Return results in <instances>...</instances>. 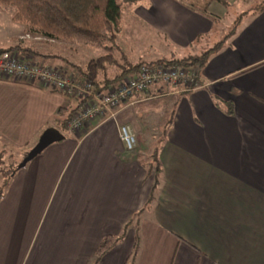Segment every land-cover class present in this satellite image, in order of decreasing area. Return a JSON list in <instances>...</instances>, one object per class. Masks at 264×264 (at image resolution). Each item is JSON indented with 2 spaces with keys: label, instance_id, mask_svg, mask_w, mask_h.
Here are the masks:
<instances>
[{
  "label": "crops",
  "instance_id": "0c3cea01",
  "mask_svg": "<svg viewBox=\"0 0 264 264\" xmlns=\"http://www.w3.org/2000/svg\"><path fill=\"white\" fill-rule=\"evenodd\" d=\"M260 5L238 13L219 35L223 42L199 68L196 87L157 84L118 107L114 118L95 119L81 133L58 129L61 140L9 174L0 198V264H94L98 241L121 233L96 264H125L135 235L134 264H264ZM0 7L10 33L21 38L23 26L11 21L13 8ZM123 11L140 29L134 37L124 31ZM212 14L214 22L177 0L122 3L114 43L131 64L127 53L138 42L148 49L166 46L168 58L196 54L192 45L202 46L201 39L220 23ZM10 46L20 57L77 81L95 58L89 50H82L86 59L79 62L30 45ZM120 69L110 65L105 76ZM69 102L48 87L0 79V142L22 155L44 128L55 127L57 108H69ZM122 123L140 134L155 158L125 150Z\"/></svg>",
  "mask_w": 264,
  "mask_h": 264
},
{
  "label": "trees",
  "instance_id": "16d2710c",
  "mask_svg": "<svg viewBox=\"0 0 264 264\" xmlns=\"http://www.w3.org/2000/svg\"><path fill=\"white\" fill-rule=\"evenodd\" d=\"M139 0H0V5L13 8L11 20L23 26L24 34L42 36L50 39L75 42L79 45L89 47H101L105 50L102 55L89 59L82 71L81 76L88 81L93 91H103L105 88L117 81L129 76L141 65L178 66L193 69V81L198 83V70L204 64L209 53L217 49L223 40L215 42L210 48L199 54H187L178 58H159L152 61H138L134 64L124 60V55L120 53L114 37L119 29L120 9L122 3L131 5ZM192 11L216 21L217 16L207 10L211 1L224 3L222 0H177ZM264 4V1L262 2ZM262 5H260L261 7ZM234 28V27H233ZM231 28L229 33L233 30ZM227 35V34H226ZM225 35V36H226ZM225 39V37L223 38ZM16 46L0 49L2 51H13ZM118 51L119 56L114 57L113 52ZM38 54V53H36ZM122 59L123 62H118ZM121 68L118 74L111 78L105 76L106 69L110 65ZM100 75V76H99ZM36 85V84H35ZM185 87V86H184ZM192 87V86H190ZM189 87V88H190ZM56 91L55 89H51ZM140 94H136L139 96ZM135 96V97H136ZM76 109L61 106L57 108L54 120L55 128L64 131L65 122L70 113ZM154 150L148 157L155 158ZM26 151L23 153L25 155ZM17 170L12 168L10 173ZM6 185V181L4 182ZM5 186L0 188V198ZM127 223V227H128ZM123 233L118 235L106 234L97 243L94 250V264L109 251L113 246L121 241ZM139 248L138 236H134L131 251L129 252L125 264H134Z\"/></svg>",
  "mask_w": 264,
  "mask_h": 264
},
{
  "label": "built area",
  "instance_id": "2783aa9c",
  "mask_svg": "<svg viewBox=\"0 0 264 264\" xmlns=\"http://www.w3.org/2000/svg\"><path fill=\"white\" fill-rule=\"evenodd\" d=\"M193 69L178 66L141 65L134 74L120 81L110 90L93 91L91 84L77 81L59 73L55 68L38 64L20 57L12 51L0 52V79L28 85H40L55 89L72 97L76 109L69 116L65 130L77 132L95 119L114 118L118 107L128 103L136 94H142L157 84L183 85L196 87ZM119 138L126 151L136 146V137L127 123L119 125Z\"/></svg>",
  "mask_w": 264,
  "mask_h": 264
},
{
  "label": "rangeland",
  "instance_id": "374dc122",
  "mask_svg": "<svg viewBox=\"0 0 264 264\" xmlns=\"http://www.w3.org/2000/svg\"><path fill=\"white\" fill-rule=\"evenodd\" d=\"M263 1L264 0H225V3L211 1L209 5L207 6V10L211 13L217 14L220 17V23L216 27V30L214 33H211L210 35H206L204 38L201 39V44H203L202 46L197 47L198 45H192V47L194 48L191 52L199 54L202 51L206 50L208 47L212 46V44L218 40L219 35L226 33L227 30L231 27L232 23L237 18L238 13H241L242 11H245L249 8H252L249 10L255 11L256 9L254 7L260 5ZM0 6H3V5H0ZM1 9H3V7H0V10ZM123 9L125 10V6L123 7ZM5 21L6 22L9 21V18L5 12L0 11V49L8 47L9 45L12 44V42H16L17 44H20V45L21 44L28 45V46L30 45L33 49L40 50L42 52H44L45 50L51 53H58L59 55L66 57L67 59L73 58V59L78 60L79 58L78 60L79 62H83L86 59V56H85L86 54H83L82 50H89L90 52H92V55L94 57L105 53L104 49L102 48L83 47L82 45H79V44L76 45V43H68V42H64L60 40H52L50 41V43L45 42V41H40L39 39H37L39 38L38 36H33L31 34H21L19 35L21 36L20 38L10 33L9 27L6 24H4ZM122 22H123L122 26L124 28V31L125 32L133 31V37H134V31L140 30L137 25L133 26L132 19L125 16L124 11H123V21ZM16 38H17V41L15 40ZM42 40H44V38H42ZM69 44H75L76 46H80V47H77L76 50H72L71 46L73 45H69ZM83 48H87V49H83ZM198 50L200 51L198 52ZM12 52L16 53V50H13ZM113 55L114 57L118 56L116 52H113ZM161 57H166V58L169 57L166 46L157 45L154 48L152 47L148 49L141 42H138L137 44H133L131 47V51L127 53V59L133 63L137 61H151V60L158 59ZM62 65L66 67L64 64ZM57 71L61 74L63 73L61 72L63 70L58 69ZM106 90H110V89L105 88L104 91ZM68 98L70 99L68 106L69 108H73L76 102L74 99H72V97H68ZM71 114L72 113H70V115ZM66 122L64 126H66ZM83 126L85 127L86 124H84ZM84 127L82 129H78L77 132L81 133ZM158 132H159L158 135H160L161 134L160 131ZM134 134L136 137L135 149L137 148L140 151L149 153L151 150V147L143 143L144 139L140 137V134L139 135L137 133H134ZM159 139L157 136V140ZM24 149L25 151H28L29 148H24ZM19 151L20 150L6 146L5 144L0 142V188L3 185L5 186V188L7 187V184L5 185L4 182L5 181L7 182L8 175L11 169L16 167L18 162L23 157V154L22 155L19 154ZM16 169L18 170L19 168L16 167ZM5 188L3 189V192Z\"/></svg>",
  "mask_w": 264,
  "mask_h": 264
},
{
  "label": "water",
  "instance_id": "95a60500",
  "mask_svg": "<svg viewBox=\"0 0 264 264\" xmlns=\"http://www.w3.org/2000/svg\"><path fill=\"white\" fill-rule=\"evenodd\" d=\"M63 138V134L55 127L44 128L35 143L26 151L25 155L17 164V168L23 167L28 161L39 154L46 146Z\"/></svg>",
  "mask_w": 264,
  "mask_h": 264
}]
</instances>
